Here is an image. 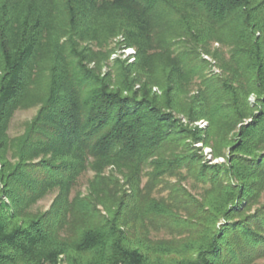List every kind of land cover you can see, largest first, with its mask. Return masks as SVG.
<instances>
[{"label":"trees","instance_id":"16d2710c","mask_svg":"<svg viewBox=\"0 0 264 264\" xmlns=\"http://www.w3.org/2000/svg\"><path fill=\"white\" fill-rule=\"evenodd\" d=\"M125 48L134 62L116 56L101 75ZM203 54L222 76L204 73ZM32 105L10 136L14 111ZM194 142L215 157L228 146V164L202 162ZM148 163L152 179L185 168L207 184L182 241L150 239L145 216L172 222L171 210L104 173L134 188ZM85 170L86 193L70 198ZM263 192L264 0H0V264H255Z\"/></svg>","mask_w":264,"mask_h":264},{"label":"rangeland","instance_id":"374dc122","mask_svg":"<svg viewBox=\"0 0 264 264\" xmlns=\"http://www.w3.org/2000/svg\"><path fill=\"white\" fill-rule=\"evenodd\" d=\"M219 47L217 43L210 45L211 51L214 48ZM134 50V49H133ZM132 49H118L115 51V54H111L108 60L102 62L101 66V75L107 73L108 71L113 72L115 66L113 61L117 56L120 60L126 61V63L134 62L132 58ZM224 51H226L224 49ZM114 58V59H113ZM202 58L207 60V67L204 69L206 75H219L222 76V68L217 64L216 60L209 54H203ZM94 63H89L90 67H93ZM200 78L195 76L192 79L190 87L186 88L184 94L181 95V99L188 101V97L197 91ZM152 92L160 93L157 86L152 87ZM248 101L251 105L255 102V95L249 94ZM36 111L35 106H28L25 108H20L14 111L10 121L8 123L7 132L10 136H16L23 132L25 124L30 118L34 115ZM181 120V123L187 125L188 127H198L200 129H207V121L200 119L194 122H188L186 118L182 115L177 114ZM251 118H245L242 122L236 125L235 131L238 130L241 124L247 123ZM234 133L231 132V134ZM230 134V135H231ZM194 151L201 157L202 162L206 164L214 163H226V158L230 154V148H222L223 155L213 156L212 148L210 145H204L203 142H194L193 143ZM152 165L148 163L144 169H142L138 175L136 186L134 188L130 187L127 184L126 180L123 178L121 173L117 172L112 166H107L104 170V173L107 175L110 172L118 179L120 193L124 192L126 194H133L139 198L140 201L145 202H158L164 205L166 208L171 210V214L174 215V220L170 222L164 216L156 215H147L148 219L145 221L146 229L148 231V236L150 239L156 240H170L172 242H179L184 240L191 230L196 226L194 222L195 219L190 217L191 213L198 205L197 202L202 200L203 197H206L207 193L205 188L207 187L206 183L196 180L194 177L186 174L185 168H181L178 172L173 174L160 175L157 178L152 179ZM93 172L90 170H85L78 178L76 186L71 189L70 198L76 193L81 194L86 193L88 181L92 178ZM54 193L45 195L39 199L36 204L32 206L33 211L42 212L46 210L53 199ZM264 199V192H263ZM143 207V206H142ZM99 208H101L99 206ZM139 210V214H142ZM144 214V213H143ZM146 219V218H145ZM153 219V220H152ZM152 220V222H151ZM255 264H264V258H260L256 261Z\"/></svg>","mask_w":264,"mask_h":264},{"label":"built area","instance_id":"2783aa9c","mask_svg":"<svg viewBox=\"0 0 264 264\" xmlns=\"http://www.w3.org/2000/svg\"><path fill=\"white\" fill-rule=\"evenodd\" d=\"M125 49H132L133 50V48H125ZM125 49H123V50H125ZM133 53H134V50L132 51V54ZM132 58L134 59L133 55H132Z\"/></svg>","mask_w":264,"mask_h":264}]
</instances>
